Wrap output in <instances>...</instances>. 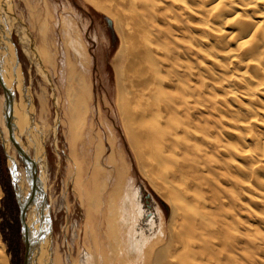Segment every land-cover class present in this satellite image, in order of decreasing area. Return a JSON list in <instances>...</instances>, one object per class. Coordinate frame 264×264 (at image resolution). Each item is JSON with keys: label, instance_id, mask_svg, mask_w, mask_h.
Here are the masks:
<instances>
[{"label": "bare ground", "instance_id": "1", "mask_svg": "<svg viewBox=\"0 0 264 264\" xmlns=\"http://www.w3.org/2000/svg\"><path fill=\"white\" fill-rule=\"evenodd\" d=\"M4 1L1 17L9 24ZM90 1L115 21L121 35L118 107L144 174L172 212L168 225L160 219L155 236L139 227L142 205L112 153L109 163L116 165L104 185L112 177L117 185L122 179V193L109 194L97 219L99 233L91 235L87 258L79 264H264V0ZM32 15L53 74L61 53L54 38L59 24L62 121L73 147L82 138L91 145L92 53L82 28L75 15L57 19L50 8ZM3 33L8 97H0V126L2 141L9 144L5 148L12 149L23 202L29 180L25 166L18 168L15 141L35 166L42 164L45 137L36 120L49 128L48 102L43 87L36 93V112L17 46L8 40L11 32ZM95 151L98 160L101 142ZM94 166L95 181L102 169ZM27 212L34 264H47L48 239L41 228L35 232V208ZM150 223L154 228L153 218Z\"/></svg>", "mask_w": 264, "mask_h": 264}, {"label": "rangeland", "instance_id": "2", "mask_svg": "<svg viewBox=\"0 0 264 264\" xmlns=\"http://www.w3.org/2000/svg\"><path fill=\"white\" fill-rule=\"evenodd\" d=\"M3 3L7 4L6 7H1L2 9L4 7L3 13L8 23L11 21L10 18L14 19V24L11 26L12 38L19 52V59L25 74V84L29 87L36 112L39 107L36 93L40 92L43 87L46 91L49 128H43L44 124L36 120L45 137L46 157L41 165L37 164V171L39 177L43 175L41 183L51 208L54 228V264L58 259L60 264H79L86 260L88 249L92 245L90 237L99 233L97 221L102 217L101 208L105 207L110 193H115V198L120 197L119 194L122 193L120 187L123 188L124 184L122 182L124 173L127 175L123 181L127 180L131 186L134 184L132 189L136 191L135 197L142 205L139 227L143 228L148 235L155 236L161 218L168 225L172 207L165 198L166 196L161 194V191H158L159 189L157 190L144 174L121 117L117 103L116 66L120 63L117 52L122 38L115 26V21L90 0H5ZM47 8L53 10L57 19L70 14L75 15L92 53V75L89 80L93 91L91 101L93 110L89 114L88 126L92 129L94 138L91 145L87 144L86 138H82L75 145L77 149H74L75 146L73 147L69 138L66 124L62 121L64 101L60 97L62 85L60 77L64 60V43L59 24L56 25L54 38H56L57 48H60L61 53L58 58V73L54 72V74L44 61L39 26L36 24L33 27L31 24L35 21L32 13L38 10L45 13ZM3 95L6 96L1 93V96ZM109 128L112 131L111 134ZM2 142L1 129L0 264H5L6 261V264H24L25 244L22 238L20 209L12 185L13 180L11 181L8 159L3 148V146L7 148L9 144L4 145ZM98 142H101L103 151L100 158L96 160L95 146ZM86 146H89L90 150H86ZM8 152L16 176L17 170L12 157V149ZM112 153L116 156L115 161L117 160L116 162L122 168V179L117 185L115 178L112 177L109 183L104 185L106 173H112L116 165L112 166L109 163V156ZM17 160L23 169L24 163L19 157ZM95 161L99 163L103 175L99 176L102 180L100 178L95 180L97 182L90 175L96 164ZM80 173L83 174L80 175ZM17 190L20 194L18 183ZM98 200L102 204H99ZM194 203L197 202L194 201ZM152 218L155 222L154 228L150 223ZM2 243L3 246H1Z\"/></svg>", "mask_w": 264, "mask_h": 264}, {"label": "water", "instance_id": "3", "mask_svg": "<svg viewBox=\"0 0 264 264\" xmlns=\"http://www.w3.org/2000/svg\"><path fill=\"white\" fill-rule=\"evenodd\" d=\"M8 40L10 42L14 43L13 38L11 36L8 38ZM14 45H15V43H14ZM15 47H16V45H15ZM16 51L18 52L17 48H16ZM18 57H19V55H18ZM19 61H20V64L22 66L20 59H19ZM5 89H6L5 93L8 97L7 88L5 87ZM6 122L10 128L11 135L13 137L14 128L10 125L11 121L7 120ZM15 143L17 144L19 156H20V158L23 161L24 166H25V171L27 173V177L29 180L28 182H29V189H30L26 193V195H24V197H23L24 201L23 202H21V200H20L21 194L18 193V190L16 191V196H17V200L19 203V207H20V220H21V224H22V238H23V242L25 244L24 264H34L33 241H32L31 236H30L31 233L29 232V228L26 225V218H27V213H28L27 211L29 210L30 207H34L36 210V217L37 218L35 219V226L34 227H38V229H35V232L36 231L38 232L39 229L41 228L42 230H44V234H45L44 237L45 238L47 237V239H48L47 264H51V258H52V253H53V233H54L51 208L49 206V202L47 200L46 193H45V190L43 188V184L41 183V180L39 179V176L37 175L38 174L37 166H35V164L31 160L29 154L27 153V151L24 150V148L20 145V143H18L17 141H15ZM4 149H5L7 159H8L9 169L11 171V177L13 180V184L16 185L17 179L15 176L14 167L12 166V164L10 162V154L5 147H4ZM22 150L24 151L23 154L21 153ZM36 165H37V163H36Z\"/></svg>", "mask_w": 264, "mask_h": 264}, {"label": "flooded vegetation", "instance_id": "4", "mask_svg": "<svg viewBox=\"0 0 264 264\" xmlns=\"http://www.w3.org/2000/svg\"><path fill=\"white\" fill-rule=\"evenodd\" d=\"M10 20H11V22L9 24H5L3 22V20H2L1 10H0V96H1V93L5 94V91H6V89H5V87H6L5 82H6V77H7V69H6L7 68V64H6V60L2 56V52H1V36H3V34H4L3 32H5V30L8 31V32H11V35H12L11 26H13L14 19L13 18H10ZM18 54H19V52H18ZM3 68L5 70V82L3 80V72H4ZM17 95H18V93H17ZM0 142H1V126H0ZM18 168L19 169H22L21 166H19V164H18ZM11 181H12V179H11ZM12 185H13L14 192H15V195H16L17 183H16V185H14L13 184V181H12ZM16 199H17V196H16ZM18 205H19V203H18ZM19 209H20V207H19Z\"/></svg>", "mask_w": 264, "mask_h": 264}]
</instances>
